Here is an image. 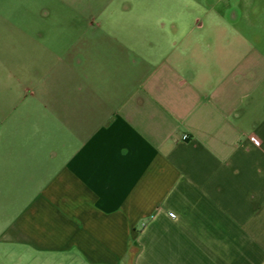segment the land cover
Here are the masks:
<instances>
[{
    "label": "crops",
    "instance_id": "1",
    "mask_svg": "<svg viewBox=\"0 0 264 264\" xmlns=\"http://www.w3.org/2000/svg\"><path fill=\"white\" fill-rule=\"evenodd\" d=\"M182 11L0 0L15 264H264V32L217 47Z\"/></svg>",
    "mask_w": 264,
    "mask_h": 264
},
{
    "label": "rangeland",
    "instance_id": "2",
    "mask_svg": "<svg viewBox=\"0 0 264 264\" xmlns=\"http://www.w3.org/2000/svg\"><path fill=\"white\" fill-rule=\"evenodd\" d=\"M179 1L183 5L184 16L197 14L204 19V25L197 29L202 33L203 42H212L218 47L224 36H233L235 33L250 36L258 34L259 31L264 32V0ZM187 1L198 2L199 5L186 3ZM233 10L241 14L235 21L230 19ZM180 28L185 29V23ZM10 254H13L11 248L0 244V264H15L12 260L13 255Z\"/></svg>",
    "mask_w": 264,
    "mask_h": 264
},
{
    "label": "built area",
    "instance_id": "3",
    "mask_svg": "<svg viewBox=\"0 0 264 264\" xmlns=\"http://www.w3.org/2000/svg\"><path fill=\"white\" fill-rule=\"evenodd\" d=\"M184 138H186V136H184Z\"/></svg>",
    "mask_w": 264,
    "mask_h": 264
}]
</instances>
